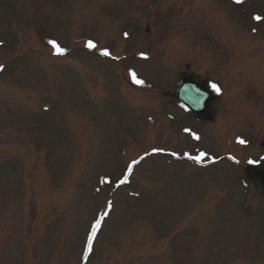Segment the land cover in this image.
<instances>
[{"label":"rangeland","instance_id":"rangeland-1","mask_svg":"<svg viewBox=\"0 0 264 264\" xmlns=\"http://www.w3.org/2000/svg\"><path fill=\"white\" fill-rule=\"evenodd\" d=\"M263 155L264 0H0V264H264Z\"/></svg>","mask_w":264,"mask_h":264},{"label":"water","instance_id":"water-1","mask_svg":"<svg viewBox=\"0 0 264 264\" xmlns=\"http://www.w3.org/2000/svg\"><path fill=\"white\" fill-rule=\"evenodd\" d=\"M191 85V81L189 78H184L179 82V85L177 87V90L174 94H176L178 96V91H181V89L185 86H190ZM195 88V90H188V91H184L181 95V99L188 105L190 106V108H193L195 110V107H199V110L197 111V114L201 117H203L204 119H208L209 118V107H208V103L209 100H211L213 98V95H211L210 93V97L206 100V103L204 104L203 101V92H202V88ZM199 94V103L198 104H193L192 103V98L193 96H195L196 94ZM254 175L256 176V178L259 180V182L262 185V188L264 189V171H256L254 173Z\"/></svg>","mask_w":264,"mask_h":264},{"label":"snow or ice","instance_id":"snow-or-ice-1","mask_svg":"<svg viewBox=\"0 0 264 264\" xmlns=\"http://www.w3.org/2000/svg\"><path fill=\"white\" fill-rule=\"evenodd\" d=\"M237 3H240L241 0H236ZM257 21H260L261 20V17L260 16H256L254 17ZM48 43L50 45H52V47L56 50V53L59 54V55H63L64 52H65V49L61 48L55 41L53 40H49ZM87 47L88 48H95L96 45L92 42V41H88L87 42ZM109 53L107 51H104L102 52V55H105L107 56ZM143 55V54H142ZM146 58V57H145ZM134 76V74H133ZM136 83L137 84H140L142 83V81L140 80H136ZM210 87L215 90V91H218V88L215 84H211ZM192 103L195 105V104H198L199 103V94L197 93L195 96H193L192 98ZM187 131V130H186ZM239 143L243 144L244 141L243 140H240ZM205 156L204 153H200L199 156H196L194 159L199 162L203 157ZM251 162V161H250ZM133 163H136L135 161ZM131 170V165H129V171ZM127 180V176H125V180L124 181H121V183H124L125 181ZM103 215H107V212H105ZM100 225V219H97L96 220V223L92 226V234L88 237V246L91 247V242H92V238L93 236L95 235L96 233V230L97 228L99 227Z\"/></svg>","mask_w":264,"mask_h":264}]
</instances>
